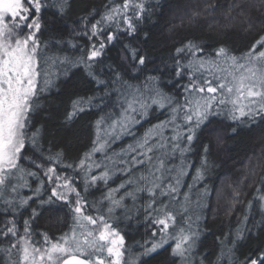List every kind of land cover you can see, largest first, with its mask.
I'll return each instance as SVG.
<instances>
[{
	"label": "snow or ice",
	"instance_id": "obj_1",
	"mask_svg": "<svg viewBox=\"0 0 264 264\" xmlns=\"http://www.w3.org/2000/svg\"><path fill=\"white\" fill-rule=\"evenodd\" d=\"M69 8V0H0V205L11 217L0 227V239L9 241L8 247H0V253L6 254L9 264H122L124 236L109 223L108 217L123 206L125 197L135 201L137 193L146 192L150 197L147 209L156 213L152 223L158 227L160 238L145 248V254L156 253L173 240L171 255L188 260L199 232L191 224L187 230L177 228L176 216L163 201L159 208L154 207L157 196L179 198L182 178L192 167L185 157L192 151L198 133L210 124L211 117L226 113L237 122L245 118L253 122L264 119V36L240 56L224 46L208 53L202 44L194 41L177 48L172 75L188 79L178 99L159 86L128 83L123 78L122 67L109 65L108 80L98 78L93 71L107 47L121 42V36L134 38L137 32L134 20L143 19L146 11L142 0L139 3L123 0L120 5L110 6L91 24L86 22L87 17L82 18L83 30L77 33L74 29L73 33L87 38L89 43L87 51L80 49L79 56L64 52L62 45L77 47L69 41L42 39L49 30L42 13L51 9L52 15L60 17ZM122 50L127 54L125 62L130 64L127 71L140 70L146 65L148 58L131 44H123ZM76 67H83L89 77L103 85L106 96L115 92L117 100L114 111L95 121L96 134L90 150L72 165L64 163L62 151L53 152L44 146L43 126L37 127L34 120L45 111L43 101L56 86L57 79ZM147 79L159 84V77ZM91 103L89 98L87 104L91 106ZM84 104L83 98L73 101L66 121L83 112ZM154 109L167 111V118L137 136L133 129ZM124 136H131L133 143L114 150L113 144ZM208 151L204 145L189 193L205 178ZM97 154L100 159H96ZM177 158L179 164L174 163ZM69 169L74 175L67 174ZM117 173L126 179L107 190L103 197L108 205L107 214H100L96 203L90 204L81 192L87 193L98 183L107 186ZM30 180L36 182L35 188ZM77 182L82 187H77ZM46 184L47 196L44 195ZM260 184L257 192L264 190V178ZM129 188L133 190L128 191ZM25 189L31 194L22 195ZM122 189L124 195L118 196ZM200 195L206 198L207 189ZM240 195L239 191L233 192V203ZM183 200L187 205L189 194H184ZM30 202L36 203L37 208H32ZM257 202L264 213V195ZM63 206H68L72 214L70 231L55 241L47 234L42 241H33L30 220L40 212L58 214L65 210ZM197 206H202L199 199ZM88 208L97 214H88ZM25 209H30V219L23 221L21 233L15 217ZM259 228L264 230V219L259 222ZM244 231L237 229L232 246L228 237L221 241L216 264H234L235 241L243 238ZM152 235L157 233L154 231ZM13 249L17 260L11 259ZM241 264H264V251L246 257Z\"/></svg>",
	"mask_w": 264,
	"mask_h": 264
},
{
	"label": "trees",
	"instance_id": "obj_2",
	"mask_svg": "<svg viewBox=\"0 0 264 264\" xmlns=\"http://www.w3.org/2000/svg\"><path fill=\"white\" fill-rule=\"evenodd\" d=\"M51 2V0H50ZM139 3L141 0H135ZM146 6L144 18L135 21L137 32L134 38L121 36V42L114 43L105 49L101 62L95 64L93 71L98 78H110L108 66L122 67L124 80L128 83L143 87L159 86L164 91L171 93L176 98H181L182 85L188 83L183 79L173 77L176 49L194 41L202 44L208 53H212L220 46H224L231 53L240 56L247 52L251 45L264 36V0H142ZM70 8L62 16L52 15L50 9L42 13L48 31L44 32L42 39L55 38L69 41L76 48L62 45L64 52L70 56L81 55L83 47L87 51L89 41L87 38L73 33L83 30L82 18L87 17L91 24L100 19L106 9L113 5H120L123 0H69ZM123 44H131L139 50L140 54L148 59L146 65L135 71H127L130 67L125 62L127 54L123 52ZM123 57V58H122ZM182 62L184 60L182 59ZM159 77V84L154 85L148 77ZM111 90V86H109ZM85 100V110L71 121H66V115L72 111V103L77 99ZM91 98V106L87 100ZM116 94L105 95L103 85H98L88 76L83 67L71 68L68 74L61 75L52 92L43 101L45 111L35 117L37 127L43 126L44 146L50 147L53 152L62 151L64 163L75 165L83 155L88 152L95 138V121L116 107ZM167 118V111L160 109L150 110L133 131L137 136L143 134L153 125ZM235 129V134H233ZM198 139L193 141L192 151L185 159L192 165L188 175L182 178L179 189V198L170 200L167 196H157L154 207L159 208L161 201L167 205V210L176 216L177 228L191 224L193 230L199 232L195 250L186 260L188 264H216L221 249V241L228 237V244L232 246L237 229H245L243 238L235 241L234 264H241L248 256H255L264 251V230L259 228V222L264 219L262 206L257 202L264 190L257 192L261 187V178H264V119L257 118L242 122L232 121L225 113L210 118V124L198 133ZM133 143L131 136H124L113 144L114 150ZM208 146V166L205 178L192 187L196 168L200 166L203 157V146ZM31 154V153H29ZM96 159H100L97 154ZM179 158L174 163L179 164ZM25 166H27L25 164ZM60 171V169H58ZM68 175H74L71 169ZM126 177L117 173L108 185L97 184L90 187L87 193L81 192L89 203H96L100 214H107V202L103 197L109 188H116ZM171 182V181H168ZM32 188L37 186L30 180ZM47 184L45 193L47 196ZM77 187L82 185L77 182ZM205 188L208 195L202 197ZM129 188L128 191H132ZM241 193L239 199L233 203V192ZM25 189L22 195H30ZM184 194H189L190 206L184 205ZM124 195L122 189L118 196ZM125 197L123 206L116 208L111 214L109 223L116 228L125 240V254L129 259L141 255L135 264H184L179 257L171 255L174 241H169L164 249L153 254H145V248H150L153 242L160 238L158 227L152 223L156 215L147 209L150 197L146 192L137 193V198ZM71 199V198H70ZM202 206H197V200ZM103 202V203H101ZM31 203V202H30ZM251 205V207H249ZM186 216L179 219L178 214L184 212ZM32 208H37L36 203H31ZM64 211L58 214L40 212L34 220H30L33 241H42L47 234L50 240L55 241L73 226L72 214L68 206H63ZM38 211H40L38 209ZM88 214L96 215L91 208ZM151 213V215H149ZM184 213V214H185ZM247 220L245 221V216ZM199 217V219H197ZM5 214L4 207L0 205V227L4 221L10 219ZM20 232H23V221L30 219V209L23 210L22 215L15 217ZM247 229H251L249 232ZM157 235L153 236L152 233ZM172 228L169 229L171 233ZM9 241L0 239V247H8ZM12 260H17L16 250H12ZM126 261L124 264H132ZM0 264H6L4 253H0Z\"/></svg>",
	"mask_w": 264,
	"mask_h": 264
},
{
	"label": "rangeland",
	"instance_id": "obj_3",
	"mask_svg": "<svg viewBox=\"0 0 264 264\" xmlns=\"http://www.w3.org/2000/svg\"><path fill=\"white\" fill-rule=\"evenodd\" d=\"M127 198H130V197H127ZM126 198V199H127ZM136 198H137V196H136ZM188 205L190 206V203H188ZM185 207L186 206H184V209H185ZM187 208V207H186ZM184 212H181V213H179L178 214V216L177 217H179V219H182V218H184V216H186V213H185V210H183ZM185 213V214H184ZM173 232V231H172ZM170 241V240H169ZM171 241H173V240H171ZM141 255H139V256H137V257H134L133 258V260L132 259H129V253H124V257H123V260H122V264H124V262H126V261H131L132 260V262L133 261H136L137 260V258H139ZM4 260H5V262H6V264H9V260H8V257L6 256V254H4ZM184 264H188V262L185 260L184 261Z\"/></svg>",
	"mask_w": 264,
	"mask_h": 264
}]
</instances>
